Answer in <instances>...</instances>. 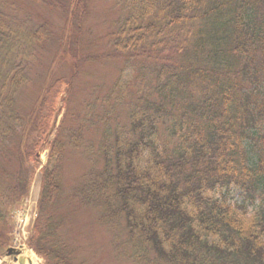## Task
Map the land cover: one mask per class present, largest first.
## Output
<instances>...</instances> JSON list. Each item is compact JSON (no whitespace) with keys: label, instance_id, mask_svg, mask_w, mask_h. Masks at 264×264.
Masks as SVG:
<instances>
[{"label":"trees","instance_id":"1","mask_svg":"<svg viewBox=\"0 0 264 264\" xmlns=\"http://www.w3.org/2000/svg\"><path fill=\"white\" fill-rule=\"evenodd\" d=\"M31 1L64 23L0 0V242L8 206L34 176L27 161L48 148L30 237L47 264H100L68 225L82 207L119 260L264 264V0H106L118 16L84 59L92 0ZM44 53L74 74L93 59L123 62L111 89L67 110L53 137L68 77L48 82L30 110L18 103L25 85L41 83L33 73ZM68 144L84 148L90 167L65 194Z\"/></svg>","mask_w":264,"mask_h":264},{"label":"rangeland","instance_id":"2","mask_svg":"<svg viewBox=\"0 0 264 264\" xmlns=\"http://www.w3.org/2000/svg\"><path fill=\"white\" fill-rule=\"evenodd\" d=\"M12 11L19 13L21 16L31 17L33 20H41L44 17L52 19L56 25L63 24L62 16L56 15L42 8L31 0H6ZM120 8L114 6L113 2L106 0H92L90 3V14L86 20L87 32L80 37L79 46L80 59H84L86 54L100 51L104 47V40L101 38L106 30L110 27V19L118 16ZM90 30V31H89ZM87 61L76 69L74 74L68 62L64 59H55L53 55L44 53L41 58V64L37 66L33 73V79L38 75L41 76V83L35 81L31 84L25 85L18 97V103L23 108L30 110L32 105L40 97L44 87L48 82L58 76H66L71 81V89L69 93V103L64 105L60 101L59 105L62 107L61 113L57 116L56 127L60 126L61 120L71 116L67 114L70 109L72 113L82 111L85 104L93 99L97 94H104L109 91L119 76L120 70L123 67V62L120 60ZM74 75V76H72ZM126 76V75H124ZM67 95L66 93L64 96ZM120 120L123 121L124 115L120 114ZM87 138L93 140L95 144L99 141V133L96 128H91L88 131ZM40 158L37 161L29 162L31 168H35V176L31 182L29 189L24 195L15 203L9 206L8 216L10 223L8 231L5 232L2 241L0 242V264H21L14 256L7 257L8 246H15L17 248L29 247V237L32 229V224L35 223V218L38 212L40 199V173L41 165H44L48 160V153L46 148L40 150ZM67 158L65 163V178L64 191L69 194L73 186L79 180L81 174L86 172L90 167V161L85 153L84 148H76L67 145ZM233 198L240 199L238 191L233 190ZM18 208H25L28 212V222L24 231H18V227L13 225L14 214ZM76 208V212H72L68 216V225L71 229L73 237H77L79 247H82L83 253H90L92 251H99L100 264H134L132 261L119 260L116 257L113 249L107 244L110 234L108 229H103L96 221L97 214L95 211ZM27 222V223H28ZM89 246V247H87ZM86 247V248H84ZM39 259L38 264H44L43 258L36 255ZM96 264V263H94Z\"/></svg>","mask_w":264,"mask_h":264},{"label":"bare ground","instance_id":"3","mask_svg":"<svg viewBox=\"0 0 264 264\" xmlns=\"http://www.w3.org/2000/svg\"><path fill=\"white\" fill-rule=\"evenodd\" d=\"M22 256L25 258V264H29L30 262V264H38L39 259L32 250L24 248L22 250Z\"/></svg>","mask_w":264,"mask_h":264}]
</instances>
